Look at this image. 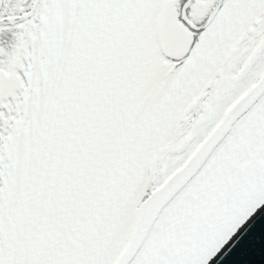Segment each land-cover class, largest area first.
I'll return each mask as SVG.
<instances>
[{"label": "snow or ice", "instance_id": "obj_1", "mask_svg": "<svg viewBox=\"0 0 264 264\" xmlns=\"http://www.w3.org/2000/svg\"><path fill=\"white\" fill-rule=\"evenodd\" d=\"M253 217L264 0H0V264H228Z\"/></svg>", "mask_w": 264, "mask_h": 264}, {"label": "water", "instance_id": "obj_2", "mask_svg": "<svg viewBox=\"0 0 264 264\" xmlns=\"http://www.w3.org/2000/svg\"><path fill=\"white\" fill-rule=\"evenodd\" d=\"M253 220L256 223L230 254L228 264H264V220H257V217H253ZM249 224H252V221H249ZM247 227L248 225H245V228Z\"/></svg>", "mask_w": 264, "mask_h": 264}]
</instances>
